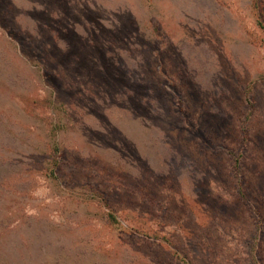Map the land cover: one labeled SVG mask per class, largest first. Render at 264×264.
Wrapping results in <instances>:
<instances>
[{"label":"rangeland","instance_id":"obj_1","mask_svg":"<svg viewBox=\"0 0 264 264\" xmlns=\"http://www.w3.org/2000/svg\"><path fill=\"white\" fill-rule=\"evenodd\" d=\"M0 264H264V0H0Z\"/></svg>","mask_w":264,"mask_h":264}]
</instances>
